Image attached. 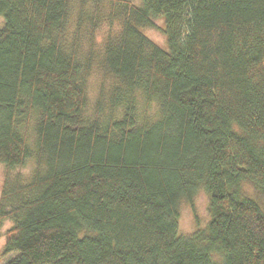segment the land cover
Listing matches in <instances>:
<instances>
[{
  "label": "trees",
  "instance_id": "16d2710c",
  "mask_svg": "<svg viewBox=\"0 0 264 264\" xmlns=\"http://www.w3.org/2000/svg\"><path fill=\"white\" fill-rule=\"evenodd\" d=\"M72 1L0 0V164L24 166L17 127L35 113L45 167L29 200L0 206L4 264H264V214L241 193L264 195V0H95L121 23L99 68L123 109L103 125L83 117L75 52L52 40ZM158 18L168 51L140 31ZM122 88L156 114L138 119ZM198 190L208 220L179 235L177 208Z\"/></svg>",
  "mask_w": 264,
  "mask_h": 264
},
{
  "label": "rangeland",
  "instance_id": "374dc122",
  "mask_svg": "<svg viewBox=\"0 0 264 264\" xmlns=\"http://www.w3.org/2000/svg\"><path fill=\"white\" fill-rule=\"evenodd\" d=\"M134 6L140 7L141 0H128ZM82 12V22L78 25L79 15ZM109 2L102 1L97 4L95 0H73L69 6L67 18L63 29L55 32L52 40L58 41L61 50L71 56L75 52V60L81 66L80 83L84 88L86 103L83 117L86 121L94 120L102 125L108 121L121 117V106L113 107L111 105L112 85L111 79H105L99 68V61L103 54L104 43L109 34H115L120 30L121 23L118 21L110 22ZM156 27L142 28L141 33L153 44L163 51H168L166 36L163 32L164 22L161 18L155 19ZM3 25V18L0 16V27ZM90 60L88 71H85V64ZM101 87L103 90L101 91ZM122 99L126 102L131 97L137 102V118L152 116L157 112V105L154 102L145 103L141 91L136 89L128 90L122 88ZM102 93V98L100 99ZM100 101V104L98 102ZM22 119V118H21ZM37 115L30 113L22 119L17 127L18 133L23 137L27 148L31 152L24 166L15 169H6L0 164V206L3 212L12 210L17 206L12 197L18 196L20 203L29 200L30 194L27 187L31 184L34 176L44 174L45 167L36 164L35 153V133ZM251 187V186H250ZM252 188V187H251ZM248 186L243 187L241 193L247 195L264 214V195ZM13 192V193H12ZM18 202V201H17ZM18 203V204H20ZM178 233L179 235L189 236L196 229H202L208 220L207 216V197L205 193L198 190L191 201H182L178 206ZM195 214V215H194ZM197 218V222L195 221ZM13 221L6 219L2 222L0 228V264H4L6 259H10L12 254L2 255L4 242V232L12 227Z\"/></svg>",
  "mask_w": 264,
  "mask_h": 264
}]
</instances>
